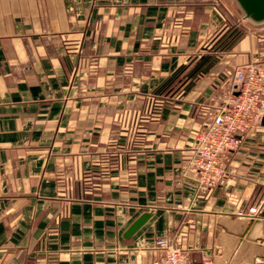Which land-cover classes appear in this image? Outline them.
<instances>
[{
	"label": "crops",
	"instance_id": "0c3cea01",
	"mask_svg": "<svg viewBox=\"0 0 264 264\" xmlns=\"http://www.w3.org/2000/svg\"><path fill=\"white\" fill-rule=\"evenodd\" d=\"M252 62L264 20L236 0H0V264H161L158 239L186 264H264L237 219L264 197L262 118L212 189L189 165Z\"/></svg>",
	"mask_w": 264,
	"mask_h": 264
},
{
	"label": "built area",
	"instance_id": "2783aa9c",
	"mask_svg": "<svg viewBox=\"0 0 264 264\" xmlns=\"http://www.w3.org/2000/svg\"><path fill=\"white\" fill-rule=\"evenodd\" d=\"M232 81L234 87L223 95L221 107L204 130L196 134V143L189 157V165L195 170L194 180L200 191H208L220 182L225 174L220 163L221 155L235 149L239 144L238 135L252 129L264 116V62L237 65L232 72ZM168 95L170 91L151 95L147 112L155 113L153 110L160 97ZM246 214L264 217V197L250 205ZM155 243L164 253L161 264H186L179 247L173 246L167 239H158Z\"/></svg>",
	"mask_w": 264,
	"mask_h": 264
},
{
	"label": "water",
	"instance_id": "95a60500",
	"mask_svg": "<svg viewBox=\"0 0 264 264\" xmlns=\"http://www.w3.org/2000/svg\"><path fill=\"white\" fill-rule=\"evenodd\" d=\"M240 5L241 9L243 10L246 17L250 18L253 21H263L264 20V0H236ZM262 121H264V116L262 117ZM147 215L142 214L139 216L127 229L126 235H132L146 220ZM239 221H242L245 224L247 229L251 228V230L255 227V225H260L261 230L258 235H250L246 236V240L250 242L259 241L260 243L257 244L259 247L262 248L263 252L259 256L261 260L264 261V217L253 218V217H238ZM219 229L216 228V239L218 240L219 236ZM218 247V241L215 243V250ZM226 264V263H224ZM230 264H238L232 261ZM241 264H255L254 261L251 263H241Z\"/></svg>",
	"mask_w": 264,
	"mask_h": 264
},
{
	"label": "rangeland",
	"instance_id": "374dc122",
	"mask_svg": "<svg viewBox=\"0 0 264 264\" xmlns=\"http://www.w3.org/2000/svg\"><path fill=\"white\" fill-rule=\"evenodd\" d=\"M248 18V17H247ZM250 19V18H249Z\"/></svg>",
	"mask_w": 264,
	"mask_h": 264
}]
</instances>
